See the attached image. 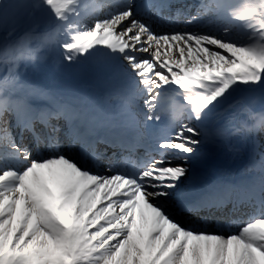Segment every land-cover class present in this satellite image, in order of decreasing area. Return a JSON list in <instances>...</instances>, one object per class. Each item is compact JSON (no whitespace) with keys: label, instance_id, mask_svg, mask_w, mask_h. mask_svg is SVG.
Instances as JSON below:
<instances>
[{"label":"snow or ice","instance_id":"obj_1","mask_svg":"<svg viewBox=\"0 0 264 264\" xmlns=\"http://www.w3.org/2000/svg\"><path fill=\"white\" fill-rule=\"evenodd\" d=\"M174 7L0 0V264H264V153L238 187L196 172L210 147L264 133V0H202L184 27ZM45 54L114 70L102 102L25 79ZM233 108L247 119L217 122ZM237 191L250 218L209 227Z\"/></svg>","mask_w":264,"mask_h":264},{"label":"bare ground","instance_id":"obj_2","mask_svg":"<svg viewBox=\"0 0 264 264\" xmlns=\"http://www.w3.org/2000/svg\"><path fill=\"white\" fill-rule=\"evenodd\" d=\"M97 1L89 0L90 3ZM95 4L99 5V3ZM171 19L174 20V25L183 24L181 20L176 21L177 15H174ZM175 22L178 23L175 24ZM42 54H44L43 49H41L40 53H37L38 56ZM39 63L41 68L39 72L33 73L30 67L24 72V78L33 85L46 89L67 100L87 101L95 104L102 102L103 81L111 71H114L101 69L91 62L68 65L54 54H45ZM4 74L3 66L0 65V79H2ZM176 99H179L178 94ZM231 113V116H225L223 110H221L216 117L217 122L223 124L225 127H229L232 123H239L247 119L246 113L238 111L236 108L235 112L232 109ZM176 115L178 116V113ZM139 118L142 119V117ZM172 118L173 115L170 114L169 120ZM160 131L166 133L168 128L162 127ZM262 144H264V133H257L245 140L234 138L222 150H218L214 146L210 147L206 158L196 166L198 182H202L206 187L240 186L239 180H241V177L250 172L249 168L255 166L256 161H260L257 154H260L259 147ZM141 154H143V151H141ZM248 154L251 155L250 160L241 169L240 165L246 160V155ZM243 196V193L237 191L228 197L227 202L237 206ZM245 204H241L235 208L239 210L240 208H244ZM239 212L242 211L240 210ZM222 213L229 220H233L234 214H236L234 213L230 216V211H223ZM206 216L207 213H205ZM246 217L245 214H241V218Z\"/></svg>","mask_w":264,"mask_h":264},{"label":"rangeland","instance_id":"obj_3","mask_svg":"<svg viewBox=\"0 0 264 264\" xmlns=\"http://www.w3.org/2000/svg\"><path fill=\"white\" fill-rule=\"evenodd\" d=\"M241 93L242 91L235 97V101L233 103L243 102V100H241V98L239 97ZM255 107L259 109V100L255 103ZM233 111L235 112V108H233ZM259 150L264 153V145H262V147H260ZM258 168H260V165L258 166Z\"/></svg>","mask_w":264,"mask_h":264},{"label":"water","instance_id":"obj_4","mask_svg":"<svg viewBox=\"0 0 264 264\" xmlns=\"http://www.w3.org/2000/svg\"><path fill=\"white\" fill-rule=\"evenodd\" d=\"M253 96V94L252 93H246V99L248 100V99H250L251 97Z\"/></svg>","mask_w":264,"mask_h":264}]
</instances>
